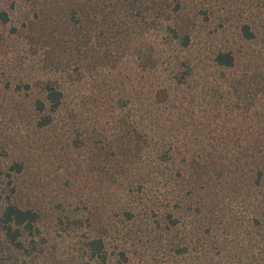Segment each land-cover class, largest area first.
I'll return each instance as SVG.
<instances>
[{
	"label": "trees",
	"instance_id": "1",
	"mask_svg": "<svg viewBox=\"0 0 264 264\" xmlns=\"http://www.w3.org/2000/svg\"><path fill=\"white\" fill-rule=\"evenodd\" d=\"M62 1L74 28L84 17L93 22L102 17L103 31L124 44L121 53L137 49L136 39L147 40L153 31L162 32L168 42L161 47L170 62H175V43L181 51L193 47L194 32L180 16L179 2L175 8V0ZM0 18L9 19L4 11ZM243 33L255 37L249 25L243 26ZM176 59L181 61V53ZM188 61L178 62L179 71L170 72L175 85L194 75L195 64ZM214 61L225 68L237 63L232 51L217 52ZM182 65L188 70L181 71ZM260 73L235 80L238 90L219 86V90H190L187 95L185 90L159 88L138 106L133 105L138 95L125 92L116 99L121 112L111 122L104 121L110 126L98 117L96 128L92 119L85 127L74 123L79 147L94 141L96 150L89 159L95 163L100 192L93 216L87 218L89 232L69 246L63 260L54 256L53 262L40 261L49 246L43 243L39 226L43 211L32 201L37 184L23 187L17 182L25 165L14 161L7 173L0 163V264H108L111 257L114 264H131L139 244L147 240H159L175 264H264V74ZM45 87V99L35 101L40 127L54 121L53 114L66 98L55 83ZM103 109L107 110L88 108L86 118ZM5 182L8 191L2 190ZM24 191L30 200L23 197ZM72 222L78 233L83 218ZM226 227L228 232L244 228L249 248L245 245L246 258L240 253L239 263L225 262L221 256Z\"/></svg>",
	"mask_w": 264,
	"mask_h": 264
},
{
	"label": "rangeland",
	"instance_id": "2",
	"mask_svg": "<svg viewBox=\"0 0 264 264\" xmlns=\"http://www.w3.org/2000/svg\"><path fill=\"white\" fill-rule=\"evenodd\" d=\"M178 2L182 11L175 13L190 23L194 41L188 51H181L175 43V62H170L163 57L161 46L168 42L160 31H153L147 40L137 38V49L121 53L124 44L103 31L102 17H95V22L84 17L74 28L62 0H0V13L9 17L6 22L0 18V163L10 173V165L22 161L26 171L17 182L23 187L33 181L37 184L33 185L32 201L43 211L39 226L42 241L49 246L48 253L40 256L41 262H53L54 256L63 260L69 246L84 239L83 234L89 232L87 218L93 216L99 197L95 163L89 159L96 150L94 141L79 147L74 123L85 127L92 119L96 128L97 117L111 122L121 112L116 99L125 92L138 95L132 103L138 106L146 104L150 92L159 88L185 90L187 95L190 90H219V86L238 90L235 80L264 74V0H175V8ZM244 25L250 26L254 38L244 35ZM219 51H232L236 65L218 66L214 57ZM178 53L181 61L176 59ZM188 60L195 64L194 75L175 85L170 72H178V62L188 64ZM186 70L182 65L181 71ZM48 82L64 90L66 98L53 114L54 121L40 127L35 101L45 99ZM98 106L107 110L90 112L86 118V110ZM163 111L167 109L163 107ZM6 182L2 190L8 191ZM29 195L23 192L27 200ZM78 218L84 224L77 233L72 220ZM243 229L228 232L226 227L223 232L221 256L225 262H241L240 253L246 258L245 245H249ZM161 244L159 240L139 244L131 264H175ZM114 261L111 257L108 264Z\"/></svg>",
	"mask_w": 264,
	"mask_h": 264
}]
</instances>
